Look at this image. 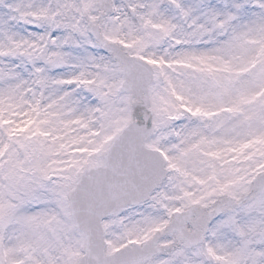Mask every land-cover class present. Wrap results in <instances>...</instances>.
Here are the masks:
<instances>
[{
    "label": "snow or ice",
    "instance_id": "1",
    "mask_svg": "<svg viewBox=\"0 0 264 264\" xmlns=\"http://www.w3.org/2000/svg\"><path fill=\"white\" fill-rule=\"evenodd\" d=\"M0 264H264V0H0Z\"/></svg>",
    "mask_w": 264,
    "mask_h": 264
}]
</instances>
